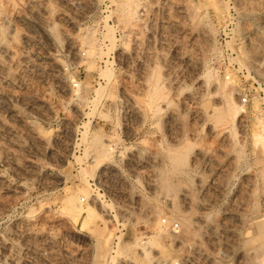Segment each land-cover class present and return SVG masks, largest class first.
<instances>
[{"label":"rangeland","instance_id":"1","mask_svg":"<svg viewBox=\"0 0 264 264\" xmlns=\"http://www.w3.org/2000/svg\"><path fill=\"white\" fill-rule=\"evenodd\" d=\"M1 42L0 264H264V0H0Z\"/></svg>","mask_w":264,"mask_h":264},{"label":"bare ground","instance_id":"2","mask_svg":"<svg viewBox=\"0 0 264 264\" xmlns=\"http://www.w3.org/2000/svg\"><path fill=\"white\" fill-rule=\"evenodd\" d=\"M121 6V12L123 13V16L125 15L124 12H126L125 10V7L122 6V5H119ZM126 6V5H125ZM119 9V8H118ZM217 10V9H216ZM217 12V11H216ZM220 11L217 12V14L219 13ZM129 15H132L130 13H128V15H125L126 16H129ZM6 16V15H5ZM129 18V17H128ZM7 20V17L5 18ZM9 19V18H8ZM125 19V18H123ZM9 21V20H8ZM6 22V21H5ZM123 22V21H122ZM125 22V21H124ZM8 23V27H9V22H6V24ZM6 26V25H5ZM10 29V28H9ZM11 30V29H10ZM8 36V35H7ZM86 38V37H85ZM92 37H89L88 40L86 41V46L88 47V55L89 56H92L95 51H96V45H95V41H93L94 39H91ZM85 40V39H84ZM84 43V42H83ZM2 44V42L0 43ZM85 44V43H84ZM101 53V52H100ZM0 54L4 55L5 57L7 58H10V49L8 48L7 44L5 45H2L0 46ZM4 58V57H3ZM1 60V59H0ZM2 63L0 61V71H1V68H2ZM4 69V68H2ZM5 70V69H4ZM4 78V77H3ZM6 78V77H5ZM156 97V96H155ZM195 97V96H194ZM222 118V117H221ZM40 134V133H39ZM263 138V137H262ZM262 141H264V138L262 139ZM110 147V146H109ZM104 150V149H103ZM107 152V151H106ZM176 154V153H175ZM173 156V155H172ZM172 163V162H171ZM174 164V163H173ZM176 165V164H175ZM172 170V169H171ZM173 171V170H172ZM168 173V172H167ZM173 174V173H172ZM160 179V178H159ZM200 186V185H199ZM168 187V186H167ZM170 187V186H169ZM203 188V185L201 186ZM205 187V186H204ZM187 188V187H186ZM169 189V188H167ZM84 194H85V197L88 198V199H91L94 203V201L97 200L98 196L94 195V194H91L89 191L87 190H84ZM194 197V196H193ZM66 201H65V208L66 210L68 211V213L75 218V220H78L79 218H81L84 214L86 215H92L94 213V207L93 206H83L80 199H79V196L78 194H72L70 196H67L66 197ZM171 198V197H170ZM182 199H183V202H186L188 204H192V200L189 196V194L187 192H183V195H182ZM85 200V199H84ZM194 200V199H193ZM195 201V200H194ZM92 205V204H91ZM202 205V204H201ZM199 220H202L199 219ZM213 228V227H212ZM211 230V229H210ZM209 230V231H210ZM215 230V229H214ZM257 231V230H256ZM262 231V230H261ZM213 232V231H212ZM264 233V232H263ZM262 233V234H263ZM264 236V234H263ZM252 237V236H251ZM260 239V238H259ZM255 240V239H254ZM262 240V239H261ZM152 241V239H151ZM153 242V241H152ZM150 243V242H149ZM152 243H150L151 245ZM156 245V243H154ZM149 247L151 248L152 246ZM141 246V245H140ZM143 248V247H142ZM147 248V247H145ZM144 254H147V250L143 249L142 251Z\"/></svg>","mask_w":264,"mask_h":264},{"label":"built area","instance_id":"3","mask_svg":"<svg viewBox=\"0 0 264 264\" xmlns=\"http://www.w3.org/2000/svg\"><path fill=\"white\" fill-rule=\"evenodd\" d=\"M247 99L246 98H243V102L246 103Z\"/></svg>","mask_w":264,"mask_h":264}]
</instances>
